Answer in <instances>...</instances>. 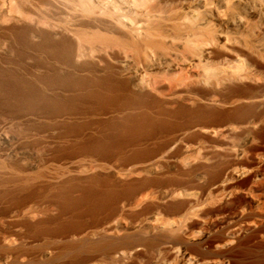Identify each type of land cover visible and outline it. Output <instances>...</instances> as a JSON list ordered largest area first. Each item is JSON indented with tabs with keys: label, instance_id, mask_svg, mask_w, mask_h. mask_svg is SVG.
Wrapping results in <instances>:
<instances>
[{
	"label": "rangeland",
	"instance_id": "obj_1",
	"mask_svg": "<svg viewBox=\"0 0 264 264\" xmlns=\"http://www.w3.org/2000/svg\"><path fill=\"white\" fill-rule=\"evenodd\" d=\"M39 1L30 0L32 4H26V6L28 5L25 7L26 10L34 8L33 10L40 16H43L46 11L49 13V9L52 7ZM151 1L148 4L149 8L151 5H156L155 3L158 4V0ZM9 2L10 0H7L6 6H2V11L9 12L10 8L7 9ZM258 2L249 11H233L226 7L214 11V14L207 17L208 21L204 20L206 23L201 22L204 33L199 34V37H196L198 35L179 37L175 32H170L168 40L169 43L171 42V46L173 45V49L168 50L167 53L172 57L176 55L177 59L173 58L177 66L171 70L161 68L145 72L143 66L138 64L135 58L133 59L134 53L131 50L124 51L122 48H117L118 46L114 48L119 49H116L117 51L109 49L103 53H95V58L92 57L90 62L76 59L74 61L75 69L61 68L53 62L47 63L48 69L52 68L50 70L61 74L74 73L78 74L77 77L81 76L82 78L109 77L113 82L121 81L120 83L133 81L134 87L130 88L131 92L136 90L138 92L139 89L136 88H139L140 84L143 86L146 82L144 85H148L152 79H157L159 83L165 85L161 86L160 83L159 91H161L145 92L165 104L161 106L164 111L175 114V110L178 109L177 102H179L187 110L193 111L195 108L207 107L212 112L205 125L196 126L187 133L184 140H180L181 146L179 144L172 145L173 148L171 147L169 151L175 152V155L173 159L170 158L166 162L167 166L169 163L168 167L171 170L168 167L163 170L166 179L174 177L179 170H181L180 173H187L191 168L194 170V174L201 175L202 179L199 180V183L186 190V196L182 192V197L176 195L177 198L183 200L195 201L191 205V209L172 216L166 212L158 211L154 209V204L166 202L159 198L161 189L157 190L159 193H156L155 196L150 195L151 190L155 191L151 189L139 196L137 203L131 206L125 207L127 202L124 201L122 208H126L125 211L113 219L107 220L102 215L100 216L101 220L97 223L90 216L84 217L86 229L83 235L106 232L110 236L118 237L128 234L167 236L164 239L165 243L160 245L162 248L159 246L154 250L155 252H151L152 254L145 247L121 252L122 254H118L117 258H124L123 264H264V0H258ZM29 6L31 8H28ZM33 10L27 13L30 16L33 15L34 18H39V15L37 16ZM65 10V12H71L69 9L65 8ZM69 13L67 14L69 15ZM67 14H64V17L66 15L68 19L70 15ZM200 14V11L189 13L193 19ZM60 17L61 15L58 18ZM4 25L5 23H2L1 26L5 29L0 27L3 29H0L2 37L4 36L3 32L6 34L8 28L6 26L8 24ZM145 25L144 22L143 27ZM68 29L73 31L77 27L69 25ZM208 30L212 32V35L208 34ZM73 34L67 33L68 40L78 46V40ZM5 36L10 39L0 38V69L16 73L22 80L37 86L47 95L73 94L63 88L51 91L37 82V77H41L40 74L44 72V69L38 68L34 61L37 59V54L30 51L23 60L18 59L9 49L11 43L16 48L18 45L11 42V37L8 34ZM210 36H212L213 42H211ZM7 45L9 46L7 47ZM198 51L205 54L203 62L200 61V52ZM102 57H106V62ZM198 60L201 62L200 64ZM166 69L167 71H165ZM113 76L114 79H112ZM223 77L229 79L225 80ZM241 80L243 81L241 82ZM224 81L229 82L225 85ZM192 82V91L187 93L186 89L181 90L182 93L178 94L179 97H172L170 94V92L172 93L171 85L191 84ZM223 82L224 84H222ZM197 84L199 85L197 86ZM166 87L169 90H165ZM213 101H215L214 104H212ZM152 110L155 117H161L157 113L159 112L158 108ZM242 111L250 112L251 117L248 116V119L245 120L240 119L238 114ZM117 115V113L107 115L93 113L87 114L81 119H69V122L87 124L88 127L83 133L92 136L97 134L99 123H107L112 118H118ZM188 118L185 115H175L168 119L181 125L186 123ZM58 121L29 114L14 115L0 109V194L3 191H9L10 194L5 200L0 198V248L5 249V247L11 246L17 251L16 254L19 252L22 255L20 264H29V261L41 264L52 260L58 254L56 248L60 246L63 239L52 234H39L37 224L43 222H48L51 225H55L57 222L70 223L78 218L74 213L61 215L60 208L47 198L51 191L68 181L75 180V182L85 183L86 179L97 175L112 184L120 185V187H127L131 183L139 184L146 178H154L151 175L130 171L132 168L140 166V161L129 160V162L119 157L106 162L85 153H72V149L77 147L75 146L77 145L76 139L70 135L67 137L65 129ZM178 132H175L174 136L182 134V131ZM169 136L160 135L157 137L158 139L151 140L149 146L152 141L153 147L154 144L163 140L166 142L170 137H173L172 134ZM133 149L125 148L124 153L130 154ZM194 158H196V162ZM206 159L207 161H205ZM209 163L215 164L213 166L221 171L219 178L212 176L211 173H209L211 175H206L208 170L204 167L211 165ZM104 164L107 166L105 170L101 168V165ZM77 193L79 192H73V196L76 197ZM180 228L181 230H178ZM202 241L204 242L202 247H204L201 251H196V244ZM3 262L5 260L0 264H5Z\"/></svg>",
	"mask_w": 264,
	"mask_h": 264
},
{
	"label": "bare ground",
	"instance_id": "obj_2",
	"mask_svg": "<svg viewBox=\"0 0 264 264\" xmlns=\"http://www.w3.org/2000/svg\"><path fill=\"white\" fill-rule=\"evenodd\" d=\"M6 1L7 0H0V22L5 23V25L8 24L6 25L8 27L6 29L7 33L5 34L3 32V37L6 38L7 36L5 35L8 34L11 37V42H13L14 45H18V48H16V46H14V48L11 45L12 43L10 46L7 45V47L9 46L10 51L21 60L27 56L28 52H35L37 54V59L34 60L36 65L38 68L44 69V72L40 74L41 77H37V82L47 87L48 90L55 91L58 88H63L66 91L73 92V94L64 96L59 94L47 95L37 86L22 80L16 73L0 69V109H4L7 112L19 116L21 114H29L40 118H48L53 121H58V119H60L58 123L65 129L67 137L71 136L76 139L77 145L75 146L77 147L73 146L75 148L72 149V153H85L98 158L100 161L106 162H110L119 157L127 161H140V166L134 167L130 171L154 177L152 179L146 178L140 181L139 184L131 183L127 185V187H120V185L112 184L110 181H106L107 179H102V177L97 175L86 179L85 183L79 181L75 182V180L68 181L51 191L47 195V198L60 208V214L74 213L78 218H75V220L70 223L57 222L55 225H51L48 222H43L37 224L39 234H52L63 239L60 246L56 248L58 254L52 260L41 264H123L124 258H117V255L123 251H132L138 247H145L150 253L155 252L154 250L164 242L167 236L128 234L118 237L113 235L110 236L106 234V232L83 235L86 229L84 217L90 216V218L97 223L101 220L100 216L102 215H104L107 220L109 218L113 219V217H117L119 213L125 211L126 208H122V203L124 201L127 202L125 207L131 206L137 203L139 196H142L146 191L151 189L155 190H151L150 193V195L154 196L156 193H159L157 190L161 189L162 192L159 194V198L166 202L154 204V209L166 212V214H170L171 216L187 212L195 201L183 200L177 198L176 195L178 194L182 197L184 194V196H186V190L190 189L192 185L199 183V180L202 179L200 177L201 175L194 174V170L191 168L187 173H180L181 170H179L176 175L174 174L175 176L172 175L174 177L166 179V175H163V170L169 166V163L167 166L166 162L170 160V158L173 159L175 155V152L169 151L171 147L173 148L172 145L179 144L180 140H184L187 133L196 126L205 125L211 117L212 112L208 110L207 107L195 108L193 111L187 110L184 106L179 104V102H177L178 104L175 102L178 105L175 114L164 111L161 106L165 104L154 99L152 97L153 95L147 94L151 90L159 91L161 82L159 83L157 79H152L148 85H144L146 82L143 86L140 84L141 86L136 88L139 89L138 92L137 90L131 92L130 88L134 85L133 81L120 83L121 81L113 82L109 77L96 78L88 77V75V78H82L81 76L77 77L78 74L76 75L74 73L61 74L55 70H50L52 68L48 69L46 65L49 62H53L61 68L67 67L75 69L74 61L76 59L88 60V62H90L89 60L92 59V57L95 58V53H103L109 49L116 50L117 48H122L124 51L131 50L134 53L133 59L135 58L136 62L143 66L145 72L160 70L161 68L171 70L175 68L177 64L173 60L176 55L173 54L174 57H172V55L167 53L168 50L173 49V45L171 46V42L169 43L168 40L171 35L170 32H175L179 37L183 35H198L196 37H199V34L204 33L201 22L207 20V17L214 14L218 9L226 7L233 11H249L258 0H156L158 4L155 3L156 5H151L150 8L148 4L152 2L151 0H40V3L41 1L42 4L45 2L44 4L46 6L56 9L54 11L51 8L53 13L52 10L49 9V13L51 12L52 14L43 11V16L37 14L36 11L33 10L34 8L32 9L30 6L28 8L31 9L26 10L25 7L28 6H26V4H32L30 0H10L7 6V9L8 7L10 8V10L8 9L9 12L2 11V6H6ZM111 3L112 6H110ZM65 8L69 9L71 12H65ZM31 10L35 11L37 16L39 15V18H34L33 15L30 16L27 13ZM196 11H200L201 14L193 19L192 15L190 16L189 13H195ZM33 13L34 12H32V14ZM67 13H69L70 16ZM64 14L69 16L68 19L66 15L64 17ZM60 15L61 17L58 18ZM144 22L146 25L143 27ZM1 25L0 27L5 29V27ZM69 25H73L77 27V29L73 31L69 30ZM68 32L74 33L73 35L77 38L79 43L78 46H75L73 42L68 40ZM208 34L212 35V32L208 30ZM0 36V38L3 39L2 33ZM211 37L212 36H210V39ZM211 42H213L212 39ZM115 47L117 48L114 49ZM108 54L110 53L108 52ZM199 55L200 61L203 62L205 58L204 52H200ZM105 59L106 57L104 60ZM106 60L104 62H106ZM114 60L116 62L117 57ZM200 61L199 64L201 63ZM206 66L208 67V65ZM110 68L112 69V67ZM167 69L165 71H167ZM112 79H114V76ZM227 79L225 78V80ZM242 81L243 80H241V82ZM224 82L226 85L229 81ZM224 82L222 84H224ZM188 83L171 85L172 93L169 92L172 94V97L178 96V94L182 93L181 90L184 89H186L185 91H187V93L188 91H192L193 82L191 84ZM135 84L137 83L135 82ZM163 85L164 83H161V86ZM198 85L199 84H197V86ZM224 86L222 87L224 88ZM165 90L169 89L166 87ZM176 101L178 100L176 99ZM214 103L215 101L212 102V104ZM167 104L169 105L168 102ZM195 104L193 105L195 106ZM153 108L159 109L157 113L161 117H155V113L152 110ZM93 113H95V115L117 113L118 118H112L107 123H99L97 134L92 136L83 133L88 127L87 124L69 122V119H81V117ZM175 115H185L189 118L186 123L180 125V123L178 124L168 119ZM248 116H250V112L248 111H242L238 114V117L242 120L248 119ZM178 130L179 132L182 131V134L174 136L175 132H178ZM171 134L173 137H170ZM160 135H170V138L166 142L163 140L154 144L155 146L153 147L152 141L151 146H149V142ZM179 145L181 146V144ZM125 148L134 149L132 153L126 154L124 153ZM205 157L207 158V156ZM194 159L196 162V158ZM205 161H207V159ZM179 163L178 165H180ZM209 164L211 165L204 167L208 170L206 175L211 173L212 176L219 178L221 171L213 166L215 164ZM101 168L105 170L107 166L104 164L101 165ZM168 169L170 168L168 167ZM155 175H158V177H155ZM73 192L79 193H77L75 197L73 196ZM9 195V191H3L0 194V198L5 200ZM16 200L18 201V199ZM178 230H181V228ZM203 241L198 244L195 243L197 247L196 251L202 250L204 247H202ZM16 252L17 251L12 249L11 246L1 249L0 263L5 260V262H3L5 264H20V257L22 255L19 254V252L16 254ZM125 256L127 255L125 254ZM34 263L36 262L32 263V261H29V264Z\"/></svg>",
	"mask_w": 264,
	"mask_h": 264
}]
</instances>
